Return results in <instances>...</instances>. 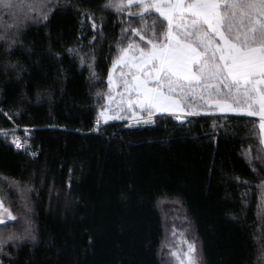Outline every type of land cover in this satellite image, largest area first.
<instances>
[{
	"label": "trees",
	"instance_id": "1",
	"mask_svg": "<svg viewBox=\"0 0 264 264\" xmlns=\"http://www.w3.org/2000/svg\"><path fill=\"white\" fill-rule=\"evenodd\" d=\"M57 2L46 26L29 23L13 54L0 51V107L19 109L14 120L31 130L29 152L0 136V174L32 188L26 199L38 235L7 249L11 256L0 255V262L172 264L167 244L175 227L196 242L199 264H254L264 242L258 119L207 113L181 122L165 113L155 123L97 126L98 93L107 87L125 17L101 12L104 0ZM77 6L104 16L95 42L90 25L81 31ZM0 18L11 23L7 9L0 8ZM77 47L87 54L83 63L68 51ZM9 59L16 68L6 70ZM11 127L0 114V128ZM2 186L22 215L24 200ZM65 189L71 203L62 215L53 201Z\"/></svg>",
	"mask_w": 264,
	"mask_h": 264
},
{
	"label": "snow or ice",
	"instance_id": "2",
	"mask_svg": "<svg viewBox=\"0 0 264 264\" xmlns=\"http://www.w3.org/2000/svg\"><path fill=\"white\" fill-rule=\"evenodd\" d=\"M58 6L57 0L30 4L0 0V8L7 9L11 18V23L0 18V51L13 54L22 45L20 36L29 23L46 26ZM109 10L121 17H139L140 24L120 21L121 34L114 42L117 53L107 74L108 91L98 93L106 104L97 113V126L101 120L125 118L155 123L158 113L174 114L183 122L186 115L212 109L258 118L264 145V0H104L100 11ZM76 11L81 31L90 25L95 42L103 32L104 16L97 17L90 6H77ZM68 51L77 53L82 63L87 56L80 47ZM8 67L17 65L9 59L5 61ZM0 114L12 122L11 128H0V136H10L16 149L27 151L29 126L23 127V136L16 134L20 125L13 117H19V109L0 107ZM3 184L24 200L22 215L12 210ZM256 187L264 201V181ZM30 191V186L0 174V255L11 256L7 249L37 241L32 206L26 199ZM176 203L181 201L177 198ZM184 243L186 251L172 255L179 257L180 264H199L196 242ZM254 264H264V242L259 244Z\"/></svg>",
	"mask_w": 264,
	"mask_h": 264
},
{
	"label": "rangeland",
	"instance_id": "3",
	"mask_svg": "<svg viewBox=\"0 0 264 264\" xmlns=\"http://www.w3.org/2000/svg\"><path fill=\"white\" fill-rule=\"evenodd\" d=\"M133 10H135V9H133ZM128 21H130L133 24V26H139V24H140L139 17H135V18L125 17V22L127 23ZM150 22L151 21L149 20V23ZM107 91H108V88L106 87V89L103 93L106 94ZM105 104H106V100L104 98H102V96L99 95V109L101 106H103ZM207 113L208 114H210V113L227 114V113H220V112L214 111L212 109H207V110L201 111L199 114H207ZM159 114H161V113H158L156 115H159ZM162 114H165V113H162ZM168 114H171V113H168ZM230 114H238V113H230ZM172 115H174V114H172ZM187 116H189V115H186L185 117H187ZM110 121H124L129 125H137V124L142 123V122L136 123L134 120L130 121L127 118L109 120L108 122H110ZM104 123L105 122L103 120H101L99 125L104 124ZM70 203H71V195H70L68 189L55 191L54 201H53V208L55 210H59L60 213L62 215H64L66 208L68 207V205ZM173 233H175V234H173ZM170 236H171V239H169V241H168L169 244H167V250H168L167 254H168V256H170L172 258L171 259L172 264H180L179 257L178 256L174 257L172 255V252L175 251L179 254V253H182L183 251H186L187 245L184 243V241H192V240L188 237L186 232H184L181 229L180 230L176 229L175 227L171 228Z\"/></svg>",
	"mask_w": 264,
	"mask_h": 264
},
{
	"label": "built area",
	"instance_id": "4",
	"mask_svg": "<svg viewBox=\"0 0 264 264\" xmlns=\"http://www.w3.org/2000/svg\"><path fill=\"white\" fill-rule=\"evenodd\" d=\"M19 131H22L23 132V129H21L20 128V130ZM31 131V130H30ZM18 135V134H17ZM14 146V145H13ZM15 147V146H14ZM26 148H27V151H28V148H29V143H27V145L25 146ZM16 149V148H15ZM19 150H23V151H25V148H21V149H19ZM29 152V151H28Z\"/></svg>",
	"mask_w": 264,
	"mask_h": 264
},
{
	"label": "bare ground",
	"instance_id": "5",
	"mask_svg": "<svg viewBox=\"0 0 264 264\" xmlns=\"http://www.w3.org/2000/svg\"><path fill=\"white\" fill-rule=\"evenodd\" d=\"M28 143H29V141H28Z\"/></svg>",
	"mask_w": 264,
	"mask_h": 264
}]
</instances>
